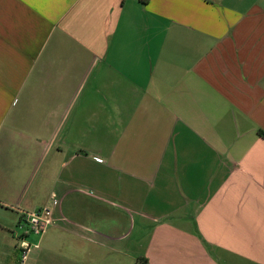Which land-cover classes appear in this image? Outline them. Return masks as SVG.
<instances>
[{
  "label": "crops",
  "instance_id": "obj_1",
  "mask_svg": "<svg viewBox=\"0 0 264 264\" xmlns=\"http://www.w3.org/2000/svg\"><path fill=\"white\" fill-rule=\"evenodd\" d=\"M44 206L24 264H264V0H0V264Z\"/></svg>",
  "mask_w": 264,
  "mask_h": 264
},
{
  "label": "built area",
  "instance_id": "obj_2",
  "mask_svg": "<svg viewBox=\"0 0 264 264\" xmlns=\"http://www.w3.org/2000/svg\"><path fill=\"white\" fill-rule=\"evenodd\" d=\"M56 204L57 200L54 199L52 201V205ZM24 220L28 225L27 232H32L42 237L50 227V225L53 223L52 206H44L33 211L25 212ZM19 246L22 251L21 264H24L32 249L38 248L39 244L36 243L34 245H31V243H28L25 239H23Z\"/></svg>",
  "mask_w": 264,
  "mask_h": 264
},
{
  "label": "rangeland",
  "instance_id": "obj_3",
  "mask_svg": "<svg viewBox=\"0 0 264 264\" xmlns=\"http://www.w3.org/2000/svg\"><path fill=\"white\" fill-rule=\"evenodd\" d=\"M27 227H28V225L26 224L25 221H23V222H21V225L18 227V229H20V230H22L23 232H25V231H27V229H28ZM18 229H17V230H18ZM27 233H28V237H27L25 240H27L28 243H31V245H34L36 242H38L37 239L40 238L39 235L34 234V233H32V232H27ZM35 239H36V241H35ZM33 241H34V242H33ZM35 249H37V248H33L32 251L34 252ZM32 251H31V252H32ZM33 252H32V253H33ZM32 253H30L29 256H31ZM21 256H22V254L20 255V258H21ZM29 256H28V257H29Z\"/></svg>",
  "mask_w": 264,
  "mask_h": 264
}]
</instances>
